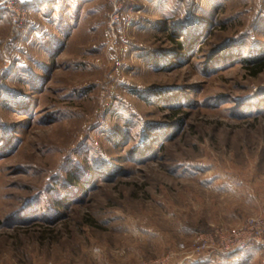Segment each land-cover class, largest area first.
I'll list each match as a JSON object with an SVG mask.
<instances>
[{"label":"rangeland","instance_id":"rangeland-1","mask_svg":"<svg viewBox=\"0 0 264 264\" xmlns=\"http://www.w3.org/2000/svg\"><path fill=\"white\" fill-rule=\"evenodd\" d=\"M18 5L20 23L0 8V264H264L257 245L188 256L264 218V0H123L113 27L107 0Z\"/></svg>","mask_w":264,"mask_h":264},{"label":"built area","instance_id":"built-area-1","mask_svg":"<svg viewBox=\"0 0 264 264\" xmlns=\"http://www.w3.org/2000/svg\"><path fill=\"white\" fill-rule=\"evenodd\" d=\"M19 0H0V8L8 10L13 17V22L20 23L24 18V9L18 5ZM110 5L109 26L120 21V12L123 0H107ZM226 228V227H225ZM222 233V234H221ZM195 246L188 256L204 254L202 257H212L220 253H230L234 250L249 246H264V218H248L238 228H226L216 231L214 234L204 235L198 233Z\"/></svg>","mask_w":264,"mask_h":264},{"label":"trees","instance_id":"trees-1","mask_svg":"<svg viewBox=\"0 0 264 264\" xmlns=\"http://www.w3.org/2000/svg\"><path fill=\"white\" fill-rule=\"evenodd\" d=\"M171 37V35H170ZM180 45V44H178ZM254 71H252L253 74H256L257 72L261 71L262 69H264V61H259L257 64L254 65ZM68 178L71 182L73 183H77L78 182V179L77 177L75 176L74 173L70 172L69 175H68ZM245 248H241V249H237L235 251H239V250H243ZM234 252V251H233ZM232 253V252H231Z\"/></svg>","mask_w":264,"mask_h":264}]
</instances>
